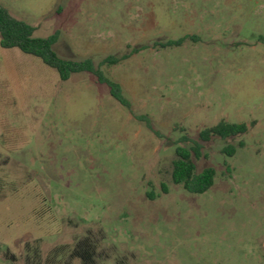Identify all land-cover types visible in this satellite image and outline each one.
I'll return each mask as SVG.
<instances>
[{"label": "rangeland", "instance_id": "374dc122", "mask_svg": "<svg viewBox=\"0 0 264 264\" xmlns=\"http://www.w3.org/2000/svg\"><path fill=\"white\" fill-rule=\"evenodd\" d=\"M0 5L130 103L0 46V264H81L86 236L95 264H264V0ZM220 120L248 130L200 141ZM195 142L196 172L215 170L202 193L171 179L175 148Z\"/></svg>", "mask_w": 264, "mask_h": 264}, {"label": "trees", "instance_id": "16d2710c", "mask_svg": "<svg viewBox=\"0 0 264 264\" xmlns=\"http://www.w3.org/2000/svg\"><path fill=\"white\" fill-rule=\"evenodd\" d=\"M34 27L25 21L13 17L9 11L0 5V46L3 48H19L22 52L39 57L43 63L54 68L61 80H67L71 74L78 72H89L97 81L106 84L111 96L122 106L130 108V103L123 95L120 84L106 76L99 67H96L90 58L82 60L65 59L59 57L53 50V44L57 38V32L48 37L33 36ZM183 38L175 42H166L164 45L180 43ZM119 58L114 56L106 57L103 62L116 63ZM146 125L153 130L150 120ZM246 123H233L220 120L216 124L202 129L198 138L200 141H209L213 137L222 139L234 137L246 133ZM201 145L195 142L190 149L182 146L175 148V158L172 161L171 179L174 184L181 185L190 193H202L209 189L214 181L215 170L213 167H205L196 172L193 151L196 157L200 154ZM236 148L228 145L224 148L227 155H233ZM2 185L0 183V191ZM93 242L88 236L81 239L73 249L71 256L80 259L81 264H95L93 256Z\"/></svg>", "mask_w": 264, "mask_h": 264}]
</instances>
